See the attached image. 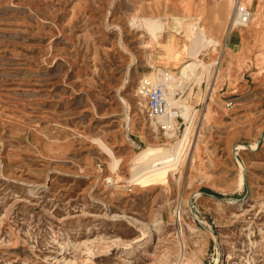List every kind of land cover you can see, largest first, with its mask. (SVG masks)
Returning <instances> with one entry per match:
<instances>
[{
    "label": "rangeland",
    "instance_id": "1",
    "mask_svg": "<svg viewBox=\"0 0 264 264\" xmlns=\"http://www.w3.org/2000/svg\"><path fill=\"white\" fill-rule=\"evenodd\" d=\"M187 1L221 40L216 49L176 31ZM236 5L0 0V264H264V66L247 58L250 38L237 34L246 27L229 37ZM147 15L170 27L156 38L142 25ZM185 42L211 69L199 68L203 82H179L170 137L155 128L137 88L156 68L180 75L196 59L178 57ZM224 44L230 75L210 88ZM184 102L195 136L169 184L130 186L125 196L98 185L93 174L114 168L96 140L123 158L126 183L135 154L184 136L191 124L181 115ZM211 107L212 119L201 122ZM197 146L201 160L193 162ZM195 190L191 218L186 199ZM142 225L152 232L146 242Z\"/></svg>",
    "mask_w": 264,
    "mask_h": 264
},
{
    "label": "bare ground",
    "instance_id": "2",
    "mask_svg": "<svg viewBox=\"0 0 264 264\" xmlns=\"http://www.w3.org/2000/svg\"><path fill=\"white\" fill-rule=\"evenodd\" d=\"M112 1H114V0H112ZM237 2L242 7H246V8L250 9L251 17H250V20L247 24L240 25V24L236 23L234 26V29H239L240 27H246V28H241L239 30V33H237V31H234V29H233L231 31V33L229 34V37L232 36L233 32L240 34V35L243 34V35L248 36L250 38V40H249L248 47H247L248 51L246 52L247 58H250L254 64H256L257 66H260L262 68L264 66V0H237V1L226 0L227 10L228 11L231 10ZM180 6L184 10V15L182 17V18H184V20L183 21H181V20L177 21L178 24L176 27V31H181V29H182V32L184 33V36L187 40H190V42H191L193 39H196L198 42L201 43V47L205 48L208 46H212L214 49H216V47L221 44V40L210 34V32L212 31L211 29H206L204 27V24H203V26L200 24V20L202 19L201 11H199L196 8V6H194L190 1H187L186 5L180 4ZM142 22H143L142 25H144L147 28V30H149V32L151 34L155 35L156 38L158 37L157 34L161 35L163 32H166L165 30L167 28L170 27V25L166 21H164L161 17H157V16H148L147 15L146 17H143ZM139 24H141V23H139ZM157 29H159V31H157ZM173 32H175V31H173ZM176 36H177V34H176ZM171 38H172V36H171ZM171 42H173V40H171ZM168 43H170L169 40H168ZM169 47L170 46H168V48ZM178 49H179L178 50L179 55L177 54L178 57H180L182 55L185 56V54H189V55L191 54V57L193 56L195 58L197 57V55H199L198 52L200 50V49H198V50L189 49L187 42H185L184 44L179 46ZM223 49H225L224 50V54H225L226 51L228 50L227 44L223 45ZM229 53H230V51H229ZM224 54H220V56L217 58V60H215V64L217 65V69L215 70L214 75L212 76L213 82L210 83V85H209L210 88H216L217 84H219L223 81H226L229 78L230 65H231V54H228V55L225 54V57H224ZM200 58L199 59L196 58L194 60L192 59V61L184 63L181 67L180 75H177V76L173 75L171 73H167L166 71L164 72V70L162 71L160 69H157L156 67H155L156 70L149 72V73L146 72L145 76L150 78L153 82H157L159 80L163 81L164 84L166 85V88H167V97H168V101L170 103V106H175L178 104L179 101H181V100H179L180 96L178 98V93H179L178 90H179V86H180L179 82L181 80H187V79H190L191 77L195 76L197 78V80H200V81L202 80V82H203L202 73H200L199 68L202 66L203 70L206 68L208 69L210 67V65H209V67H207L208 65L205 63V61L203 62ZM151 64H152V66H154L152 62H151ZM207 69H206V72H207ZM209 69H211V67ZM203 70L201 72H203ZM210 74H211V72H210ZM211 99H213V98H211ZM189 104H191V103L189 102ZM189 104L184 102L183 103L184 112H182V110H181V115L186 120H190L191 117L194 116V115L193 116L191 115V112H190L191 106ZM212 114H213L212 107H211V109L208 108V110L204 111V115H203L201 122H209L213 117ZM127 115L129 118L130 115L129 114H127ZM190 123L191 124L186 128L184 136H182V138H180V139H177V141L174 142L175 144H173V145L171 144V147H166L165 145L160 146L158 144L157 145H149V146L143 148L142 151L139 152L137 155L135 154V156L133 158H131L132 164H131L130 171L132 172V175H131L130 179H127L126 183L124 182L122 175H120L118 173V169H119L120 165L122 164V162L124 161L123 158L118 157L114 151V148H112L105 140L97 138L98 140H96V141H99L98 144L100 145V147L105 152H107V154L109 156H111V159H113L112 164H113L114 172L109 173L108 175L102 174L101 172L94 173L93 176H94L95 181H97L98 185H100L101 187L107 188L109 193L110 192L115 193V194H118L119 196H125L126 191L128 188H130V186H132L133 188H137V189H153L156 186L163 185L166 182L168 183V181L171 177V171L179 168L180 164H182V163L184 164L185 161L187 160L188 156H189V151H188V149L190 148L189 145L192 141V137L195 136V134H194L195 127L193 126V118L191 119ZM153 124H154L156 129H161V128L166 129L165 133L168 136L170 135V137H173L176 134L177 123H176L174 111L171 112V115L169 114L165 117L157 118V120H155V118H153ZM127 138H128V136H127ZM194 140H195V138H194ZM169 143H171V142H169ZM164 144H166V143H164ZM192 145H194V144H192ZM252 146H253L252 148H255L256 144H253ZM199 151H200V149L197 146L195 151L191 154V159H193V162L201 160V156L199 154ZM156 175H159V176L154 177ZM146 176H148V178H146ZM240 177H241V179H243V175H241ZM196 195H199V191L195 190L186 199V203L189 206V213H191L190 214L191 218H192V216H191L192 210L191 209L193 207L192 198ZM116 215L121 216L119 214H116ZM157 221L158 220L156 219L155 222L157 223ZM179 222H180L179 223V225H180L179 231L181 232L182 236H184V234H185L184 231H185L187 224H185L182 221V219H180ZM189 226L194 227L193 225H189ZM141 231H142L141 235H143L141 240L143 242L148 241L152 237V232H151L150 226L142 225ZM198 262L200 263V260Z\"/></svg>",
    "mask_w": 264,
    "mask_h": 264
},
{
    "label": "built area",
    "instance_id": "3",
    "mask_svg": "<svg viewBox=\"0 0 264 264\" xmlns=\"http://www.w3.org/2000/svg\"><path fill=\"white\" fill-rule=\"evenodd\" d=\"M251 17V11L249 8L242 7L238 2L236 5V11L231 22V26L228 34L234 29L236 23L243 25L247 24ZM138 93L143 96L146 101V111L150 118H160L167 115H171V112H175V119L179 117V112L170 106L167 97V88L163 81L159 80L153 82L150 78L143 76L138 85ZM164 129V128H163Z\"/></svg>",
    "mask_w": 264,
    "mask_h": 264
},
{
    "label": "water",
    "instance_id": "4",
    "mask_svg": "<svg viewBox=\"0 0 264 264\" xmlns=\"http://www.w3.org/2000/svg\"><path fill=\"white\" fill-rule=\"evenodd\" d=\"M213 196H215V197H218V198H220V196L219 195H216V194H212Z\"/></svg>",
    "mask_w": 264,
    "mask_h": 264
},
{
    "label": "crops",
    "instance_id": "5",
    "mask_svg": "<svg viewBox=\"0 0 264 264\" xmlns=\"http://www.w3.org/2000/svg\"><path fill=\"white\" fill-rule=\"evenodd\" d=\"M235 39V38H234ZM231 43H234V40H232V42ZM234 44H236V43H234Z\"/></svg>",
    "mask_w": 264,
    "mask_h": 264
}]
</instances>
